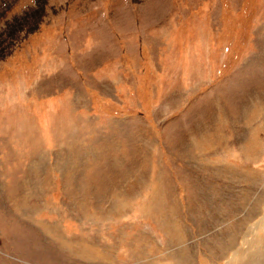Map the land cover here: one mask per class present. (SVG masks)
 I'll return each mask as SVG.
<instances>
[{
	"label": "rangeland",
	"instance_id": "obj_1",
	"mask_svg": "<svg viewBox=\"0 0 264 264\" xmlns=\"http://www.w3.org/2000/svg\"><path fill=\"white\" fill-rule=\"evenodd\" d=\"M259 263L264 0H0V264Z\"/></svg>",
	"mask_w": 264,
	"mask_h": 264
},
{
	"label": "crops",
	"instance_id": "obj_2",
	"mask_svg": "<svg viewBox=\"0 0 264 264\" xmlns=\"http://www.w3.org/2000/svg\"><path fill=\"white\" fill-rule=\"evenodd\" d=\"M41 93V92H40ZM51 95H48V99H49V97H50ZM33 103L32 104H34V105H32V106H37V108H36V110L39 112V106H40V95H38L37 97H36V100H34L33 99V101H32ZM31 110L33 111V109L31 108ZM36 116V120L35 119H33L32 120V122H33V124H32V128H34V127H38L39 126V121H40V118H38L37 119V117H39V115H35ZM39 120V121H38ZM28 121V117L26 116V118L24 119V121L22 122V121H20L21 122V125L20 126H24L25 124L24 123H26ZM29 125L27 124V127H28ZM38 144H39V142L37 141V142H30L29 143V146L28 147H31V149H33V148H36L37 146H38ZM24 145V144H23ZM23 147V146H22ZM37 150H36V154H37ZM30 153V152H29ZM31 154V153H30Z\"/></svg>",
	"mask_w": 264,
	"mask_h": 264
},
{
	"label": "bare ground",
	"instance_id": "obj_3",
	"mask_svg": "<svg viewBox=\"0 0 264 264\" xmlns=\"http://www.w3.org/2000/svg\"><path fill=\"white\" fill-rule=\"evenodd\" d=\"M263 262V261H262ZM260 264V263H259Z\"/></svg>",
	"mask_w": 264,
	"mask_h": 264
}]
</instances>
